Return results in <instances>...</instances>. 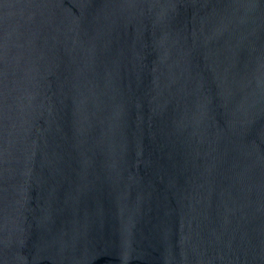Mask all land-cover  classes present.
Masks as SVG:
<instances>
[{
	"label": "water",
	"instance_id": "obj_1",
	"mask_svg": "<svg viewBox=\"0 0 264 264\" xmlns=\"http://www.w3.org/2000/svg\"><path fill=\"white\" fill-rule=\"evenodd\" d=\"M0 264H264V0H0Z\"/></svg>",
	"mask_w": 264,
	"mask_h": 264
}]
</instances>
